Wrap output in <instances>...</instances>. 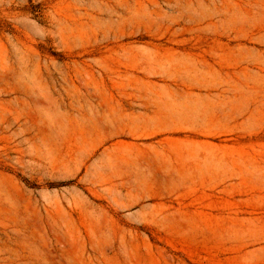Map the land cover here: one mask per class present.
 I'll return each instance as SVG.
<instances>
[{"label":"rangeland","instance_id":"374dc122","mask_svg":"<svg viewBox=\"0 0 264 264\" xmlns=\"http://www.w3.org/2000/svg\"><path fill=\"white\" fill-rule=\"evenodd\" d=\"M0 264H264V0H0Z\"/></svg>","mask_w":264,"mask_h":264}]
</instances>
